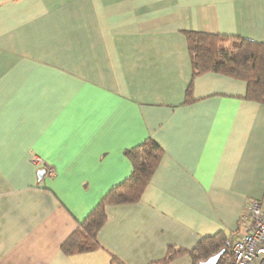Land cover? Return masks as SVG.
<instances>
[{
    "label": "crops",
    "instance_id": "crops-1",
    "mask_svg": "<svg viewBox=\"0 0 264 264\" xmlns=\"http://www.w3.org/2000/svg\"><path fill=\"white\" fill-rule=\"evenodd\" d=\"M189 31L264 43V0H0V264H156L169 249L192 264L200 239L243 232L264 206V105L243 81L192 78ZM147 138L163 155L139 201L104 208L97 250L64 254Z\"/></svg>",
    "mask_w": 264,
    "mask_h": 264
},
{
    "label": "trees",
    "instance_id": "trees-1",
    "mask_svg": "<svg viewBox=\"0 0 264 264\" xmlns=\"http://www.w3.org/2000/svg\"><path fill=\"white\" fill-rule=\"evenodd\" d=\"M185 37L192 78L204 73H216L243 81L246 84L245 100L264 105V43L194 31L185 32ZM192 101L189 84L184 103ZM124 155L132 167L129 177L110 189L79 224L78 229L63 243L61 249L64 254H83L98 249L96 236L106 220L104 208L138 202L162 158L163 150L147 138L126 150ZM234 240L222 232L200 239L190 252L192 264L204 263L219 253L215 264H224ZM181 254L183 251L169 249L164 260L156 264H168Z\"/></svg>",
    "mask_w": 264,
    "mask_h": 264
},
{
    "label": "built area",
    "instance_id": "built-area-1",
    "mask_svg": "<svg viewBox=\"0 0 264 264\" xmlns=\"http://www.w3.org/2000/svg\"><path fill=\"white\" fill-rule=\"evenodd\" d=\"M33 161L44 167L45 163L36 157ZM48 175L51 169H46ZM243 232L232 242L229 258L224 264H264V206L250 203L244 219Z\"/></svg>",
    "mask_w": 264,
    "mask_h": 264
},
{
    "label": "water",
    "instance_id": "water-1",
    "mask_svg": "<svg viewBox=\"0 0 264 264\" xmlns=\"http://www.w3.org/2000/svg\"><path fill=\"white\" fill-rule=\"evenodd\" d=\"M44 172L42 170L38 171V176L41 178L43 176ZM220 254V253H219ZM219 254L211 257L210 259H208L206 262L201 263V264H215Z\"/></svg>",
    "mask_w": 264,
    "mask_h": 264
}]
</instances>
